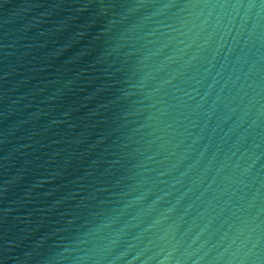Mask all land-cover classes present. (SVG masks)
I'll return each mask as SVG.
<instances>
[{
    "label": "water",
    "instance_id": "95a60500",
    "mask_svg": "<svg viewBox=\"0 0 264 264\" xmlns=\"http://www.w3.org/2000/svg\"><path fill=\"white\" fill-rule=\"evenodd\" d=\"M0 264H264V0H0Z\"/></svg>",
    "mask_w": 264,
    "mask_h": 264
}]
</instances>
